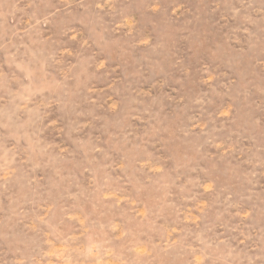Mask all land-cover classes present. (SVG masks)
<instances>
[{
  "label": "rangeland",
  "instance_id": "374dc122",
  "mask_svg": "<svg viewBox=\"0 0 264 264\" xmlns=\"http://www.w3.org/2000/svg\"><path fill=\"white\" fill-rule=\"evenodd\" d=\"M0 264H264V0H0Z\"/></svg>",
  "mask_w": 264,
  "mask_h": 264
}]
</instances>
